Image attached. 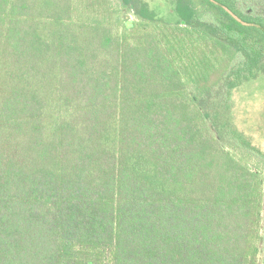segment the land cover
I'll return each instance as SVG.
<instances>
[{"label":"trees","instance_id":"trees-1","mask_svg":"<svg viewBox=\"0 0 264 264\" xmlns=\"http://www.w3.org/2000/svg\"><path fill=\"white\" fill-rule=\"evenodd\" d=\"M263 73L264 0H0V264H258Z\"/></svg>","mask_w":264,"mask_h":264},{"label":"rangeland","instance_id":"rangeland-1","mask_svg":"<svg viewBox=\"0 0 264 264\" xmlns=\"http://www.w3.org/2000/svg\"><path fill=\"white\" fill-rule=\"evenodd\" d=\"M234 99L236 100L235 107L237 108L236 113L234 110L235 126L246 136L253 139L251 142L252 146L260 153H264V73L254 81L245 83ZM238 152L240 159L248 162L252 168L254 164L260 163L261 165L264 163L241 150ZM262 174L264 177V170ZM259 251L258 264H264V182Z\"/></svg>","mask_w":264,"mask_h":264}]
</instances>
